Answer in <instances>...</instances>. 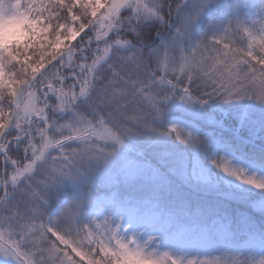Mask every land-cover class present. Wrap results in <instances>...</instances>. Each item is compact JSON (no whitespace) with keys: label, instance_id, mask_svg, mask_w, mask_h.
Returning <instances> with one entry per match:
<instances>
[{"label":"snow or ice","instance_id":"1","mask_svg":"<svg viewBox=\"0 0 264 264\" xmlns=\"http://www.w3.org/2000/svg\"><path fill=\"white\" fill-rule=\"evenodd\" d=\"M0 158V264H264V0H0Z\"/></svg>","mask_w":264,"mask_h":264},{"label":"trees","instance_id":"2","mask_svg":"<svg viewBox=\"0 0 264 264\" xmlns=\"http://www.w3.org/2000/svg\"><path fill=\"white\" fill-rule=\"evenodd\" d=\"M174 2H178V0H174ZM9 155H10L13 159H19V156L22 155V153L17 154V153H15V152H12V153H10ZM0 159H2V158H0ZM0 167H2V165H0ZM8 171H9V172L12 171L11 167L8 168ZM77 259H78V258H77Z\"/></svg>","mask_w":264,"mask_h":264}]
</instances>
